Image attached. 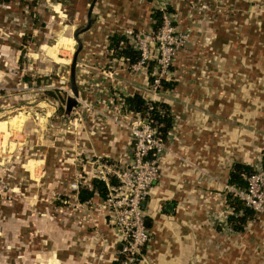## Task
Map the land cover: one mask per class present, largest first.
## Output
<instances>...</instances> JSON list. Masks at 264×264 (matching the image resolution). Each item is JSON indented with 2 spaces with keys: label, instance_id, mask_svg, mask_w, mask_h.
Here are the masks:
<instances>
[{
  "label": "rangeland",
  "instance_id": "obj_1",
  "mask_svg": "<svg viewBox=\"0 0 264 264\" xmlns=\"http://www.w3.org/2000/svg\"><path fill=\"white\" fill-rule=\"evenodd\" d=\"M94 1L0 0V121L23 116L19 126L6 124L0 129V255L12 247L16 253L12 263L7 264H48L46 256L50 250L44 247L49 248L51 242L63 246L59 264H115L121 256L119 251L113 255L114 261L100 258L99 251L90 256L89 240L99 237L88 232V202L79 203L76 192L98 174L99 162L107 161L119 168L130 162V134L124 125L131 123V116L123 107L121 96L127 91L121 87L146 84L151 94L145 95L148 100L163 96L164 89L154 90L147 72L148 66L152 72H158L155 60L159 43L151 39L158 30L128 25L113 16L96 33L88 29L78 33L82 43L75 71L78 98L66 113L65 103L72 95L70 63L77 48L74 34L86 24L88 8ZM142 1L150 13L163 9L173 28L185 35L161 79L189 84L182 65L195 59L191 40L197 25L181 29L178 22L182 12L190 8L193 16L197 15L192 4L196 5V0H136V3ZM168 6L173 10L166 9ZM115 13L112 9L110 15ZM92 15L96 20L102 19L98 9ZM113 32L125 34L134 46L142 41L148 55L146 63L139 65L138 61L129 63L112 58L107 45L108 35ZM60 38L70 41L61 44ZM88 120L93 131L104 128L94 126L95 121L111 120L115 127L127 132V151L122 159L88 154ZM4 130L9 131L5 142ZM39 212H45L44 219L40 218L43 232L34 233L32 224L38 219L28 214L35 216ZM21 217H29L31 226L23 234L15 232ZM54 226L55 233L52 229L46 233ZM144 254L141 251L139 258L143 259Z\"/></svg>",
  "mask_w": 264,
  "mask_h": 264
},
{
  "label": "crops",
  "instance_id": "obj_2",
  "mask_svg": "<svg viewBox=\"0 0 264 264\" xmlns=\"http://www.w3.org/2000/svg\"><path fill=\"white\" fill-rule=\"evenodd\" d=\"M96 1L89 6L87 19L96 9L102 19H95L88 32L96 33L113 16L132 26L151 24L144 1L111 0L112 4L98 0L100 4L95 5ZM192 4L197 15L193 16L190 8L178 22L181 29L197 25L191 40L195 59L182 65L189 84H175L164 89L163 96L150 98L167 102L173 120L161 177L146 198L151 240L140 264H264V211L256 212L244 231L236 232L227 223L231 208L225 200L234 163L253 169L263 164L264 0H196V5ZM112 9L116 13L110 15ZM67 39L58 42L68 44ZM121 88L126 95L150 94L146 84H122ZM22 119L16 115L0 121V129L6 124L19 126ZM94 126L104 128L93 131L88 120V154L122 159L127 132L111 120L95 121ZM6 134L8 130L2 134L4 142ZM103 200L98 193L88 200V232L99 237L89 240L88 253L93 257L99 251L100 258L114 261L120 246L107 221ZM39 213L28 214L38 219L32 224L34 233L43 232L40 218L44 219L45 212ZM29 219L21 217L15 232L29 231ZM50 229L55 233V226L46 233H51ZM50 246L44 247L50 250L46 262L59 264L63 246L53 242ZM12 248L0 255V264L12 263L16 257Z\"/></svg>",
  "mask_w": 264,
  "mask_h": 264
},
{
  "label": "built area",
  "instance_id": "obj_3",
  "mask_svg": "<svg viewBox=\"0 0 264 264\" xmlns=\"http://www.w3.org/2000/svg\"><path fill=\"white\" fill-rule=\"evenodd\" d=\"M160 29L151 38L159 43L155 60L158 72L149 73L152 76L156 75L151 77V86L154 90L161 88V74L166 72L178 48L185 40V35L173 28L170 17L164 12ZM138 38L141 39V36ZM142 45L144 44L140 41L138 46H135L141 51V57L137 60L139 65L145 64L148 59ZM125 110L131 116V123L124 125L129 129L130 134V162L121 168L112 166L107 161L99 162L97 164L98 174H95L93 178L100 179L108 187L103 206L106 208L108 221L119 243V252L124 256L121 264H140L141 251L150 238L146 226V210L142 202L146 201L149 189L161 177L162 158L167 150V139H162L148 119L143 118L137 112L126 108ZM111 177L117 181L116 185L108 183ZM245 182V186L241 188L229 185L227 191L255 212H263L264 165L261 164L253 169V172L245 177ZM75 187L77 188V184H74Z\"/></svg>",
  "mask_w": 264,
  "mask_h": 264
},
{
  "label": "trees",
  "instance_id": "obj_4",
  "mask_svg": "<svg viewBox=\"0 0 264 264\" xmlns=\"http://www.w3.org/2000/svg\"><path fill=\"white\" fill-rule=\"evenodd\" d=\"M166 9L173 10L171 6H168ZM90 24L87 26L86 24L77 28L76 32L79 33L89 29L93 22L95 21V16L89 14ZM152 18V23L150 24L153 31H157L163 22V10L155 9L150 13ZM80 40V38H78ZM81 42V40H80ZM108 50L111 52L112 58H119L128 61L129 63L136 62L141 57V51L136 48L129 41L128 37L125 34H120L118 32H113L108 35ZM82 48V47H81ZM81 50V49H80ZM21 58V57H20ZM148 72H151V68L147 67ZM149 80L151 81V75L149 76ZM175 81L162 80L161 88L168 89L175 86ZM77 87V86H76ZM48 94L54 96L51 91H48ZM122 104L123 107L139 113L143 118L148 119L151 124L156 128L159 135L162 139L166 140L169 131L172 127V113L170 105L162 100H148L140 93L133 94H122ZM67 103V100H66ZM65 103V105H66ZM66 107V106H65ZM66 111V109H65ZM264 165V156H263V164ZM253 172V168L250 165L234 163L229 173L228 184L233 185L235 187H244L245 177L250 175ZM110 185H116L117 181L115 178L111 177L108 182ZM94 193H98L102 198H106L108 194L107 184L100 179L93 178L91 181V187L82 186L77 191V198L79 202H87L91 199ZM226 203L231 208V213L227 216V223L230 225L231 229L236 232H242L245 229V226L250 220L255 219L256 212L252 210L250 207L246 206L241 200H239L236 196H234L231 192L227 191L225 194ZM149 230V229H148ZM149 241L151 240V232ZM146 246L143 247L142 253H145ZM123 256L121 254L120 258H117L115 264H121V260Z\"/></svg>",
  "mask_w": 264,
  "mask_h": 264
},
{
  "label": "water",
  "instance_id": "obj_5",
  "mask_svg": "<svg viewBox=\"0 0 264 264\" xmlns=\"http://www.w3.org/2000/svg\"><path fill=\"white\" fill-rule=\"evenodd\" d=\"M89 24H90V21H87V26ZM78 33L79 32L77 31L74 34V38H76V40H77V48L74 51L72 62L70 63V86H71V90H72V95L67 97V103H66V107H65L66 113H69L71 111V109L76 105L77 98H78V88L76 87V82H75V71H76V66L78 64L77 56H78L79 50L82 47V43L77 38ZM142 206L143 207L146 206L145 200L142 202ZM147 225H148V221L146 220V226Z\"/></svg>",
  "mask_w": 264,
  "mask_h": 264
}]
</instances>
